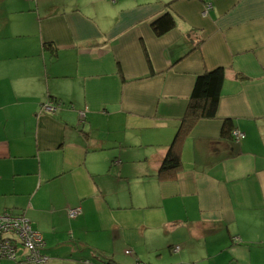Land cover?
Returning a JSON list of instances; mask_svg holds the SVG:
<instances>
[{"label":"crops","instance_id":"obj_1","mask_svg":"<svg viewBox=\"0 0 264 264\" xmlns=\"http://www.w3.org/2000/svg\"><path fill=\"white\" fill-rule=\"evenodd\" d=\"M170 1L0 0V211L27 217L49 257L21 264L122 249L117 264H264V0ZM219 66L215 118L160 177L196 76Z\"/></svg>","mask_w":264,"mask_h":264},{"label":"trees","instance_id":"obj_2","mask_svg":"<svg viewBox=\"0 0 264 264\" xmlns=\"http://www.w3.org/2000/svg\"><path fill=\"white\" fill-rule=\"evenodd\" d=\"M172 1H170L169 3H171ZM174 25L175 22L172 15L169 12H165L152 22L151 27L154 33L159 36L171 30ZM44 46L50 50L51 54H54L56 52V48L52 43H44ZM223 79L224 69L221 66L203 71L196 76L187 109L183 117L181 118L174 138L160 163L158 169V175L160 177L180 167L181 159L177 150V146L178 141L184 135L186 129H188L190 125L198 119L215 118L217 106L221 96ZM232 126L233 124L230 119H224L221 131L222 134L231 135V132L233 130ZM134 264L150 263L137 261Z\"/></svg>","mask_w":264,"mask_h":264},{"label":"built area","instance_id":"obj_3","mask_svg":"<svg viewBox=\"0 0 264 264\" xmlns=\"http://www.w3.org/2000/svg\"><path fill=\"white\" fill-rule=\"evenodd\" d=\"M210 6L207 4L206 9ZM57 103L50 101L44 104L47 110H55ZM233 135L237 140L244 137L243 132L236 129ZM80 212L79 207L68 210L70 217ZM44 239L40 232L33 229L30 221L22 214H14L9 211H0V258L15 260L16 264L22 262H46L49 257L42 252ZM25 249L23 261L16 260L18 248ZM129 253V251H126Z\"/></svg>","mask_w":264,"mask_h":264},{"label":"rangeland","instance_id":"obj_4","mask_svg":"<svg viewBox=\"0 0 264 264\" xmlns=\"http://www.w3.org/2000/svg\"><path fill=\"white\" fill-rule=\"evenodd\" d=\"M118 249V248H117ZM126 254L124 252V249L122 250H118L117 254L115 255V259L113 257H111L110 254H106L103 259L106 263H112V264H117V260L119 258H126ZM120 260V259H119ZM143 261L146 263H150V264H162L163 260L159 258V256H151L150 259H143ZM134 264V263H133Z\"/></svg>","mask_w":264,"mask_h":264}]
</instances>
